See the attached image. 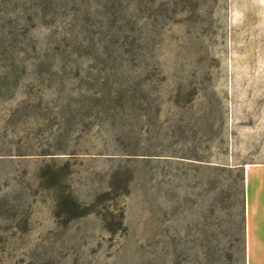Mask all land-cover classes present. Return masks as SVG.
Segmentation results:
<instances>
[{"label":"rangeland","instance_id":"rangeland-1","mask_svg":"<svg viewBox=\"0 0 264 264\" xmlns=\"http://www.w3.org/2000/svg\"><path fill=\"white\" fill-rule=\"evenodd\" d=\"M258 167L264 0H0V264H248Z\"/></svg>","mask_w":264,"mask_h":264},{"label":"crops","instance_id":"crops-1","mask_svg":"<svg viewBox=\"0 0 264 264\" xmlns=\"http://www.w3.org/2000/svg\"><path fill=\"white\" fill-rule=\"evenodd\" d=\"M246 246L248 264H264V168L262 167L246 169Z\"/></svg>","mask_w":264,"mask_h":264},{"label":"trees","instance_id":"trees-1","mask_svg":"<svg viewBox=\"0 0 264 264\" xmlns=\"http://www.w3.org/2000/svg\"><path fill=\"white\" fill-rule=\"evenodd\" d=\"M76 204V203H75Z\"/></svg>","mask_w":264,"mask_h":264}]
</instances>
